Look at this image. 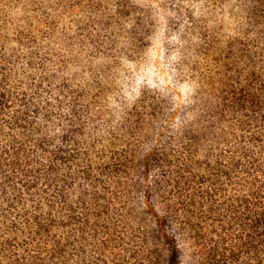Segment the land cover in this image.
Listing matches in <instances>:
<instances>
[{
  "label": "trees",
  "instance_id": "trees-1",
  "mask_svg": "<svg viewBox=\"0 0 264 264\" xmlns=\"http://www.w3.org/2000/svg\"><path fill=\"white\" fill-rule=\"evenodd\" d=\"M167 1L231 12L229 29L176 25L182 59L224 47L210 91L181 105L117 89L109 29L0 0V264H264V0Z\"/></svg>",
  "mask_w": 264,
  "mask_h": 264
},
{
  "label": "rangeland",
  "instance_id": "rangeland-1",
  "mask_svg": "<svg viewBox=\"0 0 264 264\" xmlns=\"http://www.w3.org/2000/svg\"><path fill=\"white\" fill-rule=\"evenodd\" d=\"M12 1L16 7L11 12H68L65 21L67 24L74 22L78 30L94 29L102 33L109 29L108 36L102 35L105 52L110 56L109 74L117 80V89L122 88L130 100L144 90L151 93L164 91L172 94L181 105L197 89L210 91L211 83L219 78L217 54L224 47L220 45L210 55L205 51L198 52L194 57L184 48L182 59L176 50L179 42L172 33L176 25L186 21L188 13L203 20L205 30L232 27L231 12H203L201 5L193 8L194 12H174L167 0H154L153 3L132 0L143 12H80L73 9L81 0ZM177 1L181 3V0ZM235 16L243 26V13L235 12ZM134 31L140 37L135 41L128 40ZM220 41L224 43V39ZM208 48L211 49L207 47L206 50ZM213 88L218 89V86Z\"/></svg>",
  "mask_w": 264,
  "mask_h": 264
}]
</instances>
